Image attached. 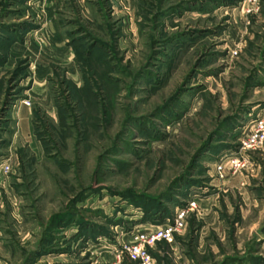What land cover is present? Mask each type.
I'll return each mask as SVG.
<instances>
[{
    "label": "rangeland",
    "instance_id": "obj_1",
    "mask_svg": "<svg viewBox=\"0 0 264 264\" xmlns=\"http://www.w3.org/2000/svg\"><path fill=\"white\" fill-rule=\"evenodd\" d=\"M263 113L264 0H0V264H264Z\"/></svg>",
    "mask_w": 264,
    "mask_h": 264
},
{
    "label": "built area",
    "instance_id": "obj_2",
    "mask_svg": "<svg viewBox=\"0 0 264 264\" xmlns=\"http://www.w3.org/2000/svg\"><path fill=\"white\" fill-rule=\"evenodd\" d=\"M264 142V113L252 121L250 128L244 133L241 149L253 150ZM235 172L245 164V159L238 155H224L221 161L216 164V169L222 176L224 165ZM186 201L185 205L177 207L170 219L165 220L161 225L144 229L133 234L132 239L119 248L116 258L119 261L123 255L133 264H155L152 248L159 242H170L174 235L180 232L185 225L186 216L189 210L196 207L192 200Z\"/></svg>",
    "mask_w": 264,
    "mask_h": 264
},
{
    "label": "crops",
    "instance_id": "obj_3",
    "mask_svg": "<svg viewBox=\"0 0 264 264\" xmlns=\"http://www.w3.org/2000/svg\"><path fill=\"white\" fill-rule=\"evenodd\" d=\"M144 229L153 228L151 223H147L145 227H142Z\"/></svg>",
    "mask_w": 264,
    "mask_h": 264
},
{
    "label": "trees",
    "instance_id": "obj_4",
    "mask_svg": "<svg viewBox=\"0 0 264 264\" xmlns=\"http://www.w3.org/2000/svg\"><path fill=\"white\" fill-rule=\"evenodd\" d=\"M182 196H184V195H182ZM178 204H179V203H178ZM168 214H169V213H168ZM169 215H170V214H169ZM167 216H168V215H167ZM166 219H167V218H166ZM166 219H164V220H166ZM168 219H169V218H168ZM147 220H149V219H147ZM164 220H163V221H164ZM151 253L153 254V252H151Z\"/></svg>",
    "mask_w": 264,
    "mask_h": 264
}]
</instances>
